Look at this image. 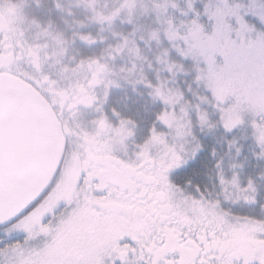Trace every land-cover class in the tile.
I'll use <instances>...</instances> for the list:
<instances>
[{
    "label": "snow or ice",
    "instance_id": "6c2138e0",
    "mask_svg": "<svg viewBox=\"0 0 264 264\" xmlns=\"http://www.w3.org/2000/svg\"><path fill=\"white\" fill-rule=\"evenodd\" d=\"M142 7L164 37L162 95L141 85L105 112L70 175L67 141L11 165L24 119L0 86V264H264V244H224L252 221L264 241V0Z\"/></svg>",
    "mask_w": 264,
    "mask_h": 264
},
{
    "label": "rangeland",
    "instance_id": "374dc122",
    "mask_svg": "<svg viewBox=\"0 0 264 264\" xmlns=\"http://www.w3.org/2000/svg\"><path fill=\"white\" fill-rule=\"evenodd\" d=\"M1 1L5 2L2 6L6 12L10 8L14 11L13 28L19 29V22L24 20L29 28L35 29V38L54 46L58 60L64 65L73 64L79 70H85L93 60L103 63L109 58L106 64L112 75L106 86L96 91L93 109L70 115L67 139L71 150L66 153L67 174L83 147V140L93 133H100L98 123L106 122L105 112L113 108L114 96H120L119 100H122L131 92H147V88L140 86L149 83L152 86L149 95H162L159 73L166 46L162 34L152 36L157 28L154 17L144 14L142 4L145 0H136L135 8L131 10L124 6L123 0H48L52 5L50 11L59 14L61 22L64 19L58 27L52 25L50 18L53 16L42 10L41 6L45 4L41 0ZM89 48L99 52L84 55L83 50ZM245 224L252 233L257 230L256 222Z\"/></svg>",
    "mask_w": 264,
    "mask_h": 264
},
{
    "label": "flooded vegetation",
    "instance_id": "af4514ba",
    "mask_svg": "<svg viewBox=\"0 0 264 264\" xmlns=\"http://www.w3.org/2000/svg\"><path fill=\"white\" fill-rule=\"evenodd\" d=\"M4 3L0 0V17L7 27L5 30H0V65L5 68V71L0 73L20 78L41 95L61 123L65 142H69L67 134L70 115L80 111H91L95 105L93 98L97 96L96 91L101 87L104 88L107 80L111 78L112 73L108 72L107 60L100 63L102 61L98 62L95 59L85 70H79L77 65L73 64L64 65L58 60L59 55L54 46L52 48L35 38L33 35L35 29L29 28L24 20L19 22V29L13 28L14 11L10 8L6 12L5 7L2 6ZM87 97L91 98L92 106L83 109L80 104ZM98 124L103 130L109 127L106 122ZM98 134L99 132L93 133L83 140L82 149L87 154V158L80 160L79 152L74 158L75 163L69 175L77 167L84 166L88 158L93 157V151L96 150L95 137ZM89 146L93 151L89 150ZM251 233L248 225L241 224L232 229L230 240L224 244L238 246V250L241 251L252 250L255 246L264 244V241L255 240ZM20 238L22 236L14 237V239Z\"/></svg>",
    "mask_w": 264,
    "mask_h": 264
},
{
    "label": "water",
    "instance_id": "95a60500",
    "mask_svg": "<svg viewBox=\"0 0 264 264\" xmlns=\"http://www.w3.org/2000/svg\"><path fill=\"white\" fill-rule=\"evenodd\" d=\"M5 25L0 17V30H5ZM0 86L24 119L23 133L11 138L7 146L11 165L15 167L25 151H31L43 166L58 158L64 150L65 137L60 122L45 99L26 82L10 74L0 73ZM91 106L89 97L80 104L83 109Z\"/></svg>",
    "mask_w": 264,
    "mask_h": 264
},
{
    "label": "trees",
    "instance_id": "16d2710c",
    "mask_svg": "<svg viewBox=\"0 0 264 264\" xmlns=\"http://www.w3.org/2000/svg\"><path fill=\"white\" fill-rule=\"evenodd\" d=\"M43 2V1H42ZM45 5H42L41 7H42V10H44V11H46V13H48V15H51V16H53V19L52 18H50L51 19V22H52V25L53 26H57L58 27V25L59 24H63L62 22H64V19H63V21L61 22V20H60V15L59 14H57V13H54L53 12V10L52 11H50V8L52 7V5H50V4H48V0H44V2H43ZM52 9V8H51ZM44 18V17H43ZM66 29V28H65ZM62 30V29H61ZM63 32H65L64 30H62ZM61 31V32H62ZM91 52H93V53H96L97 54V52H99V50L97 49H91V48H89V49H86V50H83V53H84V55H90L91 54ZM106 59H109L108 57L106 58ZM105 59V60H106ZM119 98H120V96H118V97H113V99H112V103H111V106L113 107V105H116V104H118V102L120 101L119 100Z\"/></svg>",
    "mask_w": 264,
    "mask_h": 264
}]
</instances>
